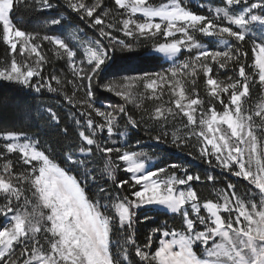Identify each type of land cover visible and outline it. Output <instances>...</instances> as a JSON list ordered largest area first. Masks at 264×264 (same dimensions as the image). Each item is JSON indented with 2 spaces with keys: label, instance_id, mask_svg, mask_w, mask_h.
I'll use <instances>...</instances> for the list:
<instances>
[{
  "label": "snow or ice",
  "instance_id": "6c2138e0",
  "mask_svg": "<svg viewBox=\"0 0 264 264\" xmlns=\"http://www.w3.org/2000/svg\"><path fill=\"white\" fill-rule=\"evenodd\" d=\"M20 7L48 15L28 31L13 18ZM0 42L10 57L0 81L62 95L79 113L68 114L70 129L49 106L17 109L21 124L45 121L46 140L0 126V264H264V0H114L111 9L103 0H0ZM141 48L168 66L116 67ZM53 57L72 71L71 95L45 75ZM104 92L125 103L105 105ZM165 94L167 106L157 103ZM140 131L207 169L153 165L154 153L129 136ZM142 209L175 226L153 222L139 243L138 226L151 219Z\"/></svg>",
  "mask_w": 264,
  "mask_h": 264
},
{
  "label": "trees",
  "instance_id": "16d2710c",
  "mask_svg": "<svg viewBox=\"0 0 264 264\" xmlns=\"http://www.w3.org/2000/svg\"><path fill=\"white\" fill-rule=\"evenodd\" d=\"M163 0H153L152 3L159 4L162 3ZM104 4H107L109 8L111 9L112 5H114V2L112 0H103ZM196 11L201 12L202 14H208L204 9H194ZM54 14V13H53ZM48 15L47 13H35L32 12L30 9H25L23 7H20L17 12L13 14V18L17 21H19L20 27H27L28 31H32L33 28H39V22L42 21L44 16ZM65 19H67L66 14ZM75 15V14H73ZM80 27L84 28V30L87 32L88 37L91 38V29L88 28L86 24L83 22L77 21ZM45 54L51 56V52L48 51V49H45ZM9 53L7 50V47L0 42V61L9 59ZM137 62L141 64L144 68H148L151 70H156L160 66H163L162 60L155 58L152 56L147 49L141 48L137 55ZM248 63H251V52H249V59ZM48 73H55L58 75L61 79L64 78L63 73H66L67 66L64 64L63 61L55 60L53 57L52 63L45 65ZM229 75H233L231 71H229ZM221 78L224 77L221 75ZM197 82H200L203 84V76L198 79ZM53 86L55 85V81H52ZM68 85L64 84V91H66L69 95L72 94V91L68 89ZM200 95V94H199ZM202 97H205L203 95ZM260 98V89L257 85L255 88L252 89V103H256ZM44 106H49L53 110L57 111V113L61 116V119L63 122L67 123L69 125V128H73L72 122L70 120H67L68 114L71 112H76L77 116L79 113L77 112V109L72 108L70 105L67 104L66 101H64L63 96L56 97L55 94L47 93L46 91L43 92V95L36 94L34 92H29L27 89H24L18 85L10 84L8 82L0 81V126H7L11 130L15 131H26L29 132V134L36 133L39 131V134L41 136L42 140L48 139V135L46 134L48 132V125L45 123L43 119L39 121V129H37V124L35 121H24L22 124L18 122L17 116H16V110L17 109H37L39 108L41 111H43ZM140 116H137L136 118L139 119ZM129 136L135 140L136 138H140L141 144L146 141H151L150 137L148 135H145L144 131H140L136 133L135 136H132V133H129ZM75 139V134L70 133L69 139L64 142L65 147H67L72 140ZM193 155H198L196 149H191ZM174 151H164L163 159L161 160V167L167 166L168 164L178 162V164L183 165L185 168L189 169L191 172H200L203 173L205 169H207V165L200 162L199 159H193L192 156H189L187 154V151L181 152L177 151L176 155H174ZM13 158L16 157L17 154H11ZM3 161L0 160V165H2ZM19 166H17L18 168ZM27 167V166H24ZM17 168H14L13 170H17ZM120 175L123 177L125 174L120 173ZM235 180L236 178H232ZM242 185H246V182H241ZM223 186V185H220ZM241 191L244 190L243 187L240 189ZM198 194L203 197H208L210 195V189L207 188H199ZM143 212L141 211V214ZM152 214V217L154 218V221L152 222H144L138 226V242L143 243L145 234L148 232L149 227L153 225V222L156 223H163L165 219H168L170 226H175L173 221L171 220L170 216L166 217L163 212L155 211ZM2 220V218H0ZM178 223V222H177Z\"/></svg>",
  "mask_w": 264,
  "mask_h": 264
},
{
  "label": "rangeland",
  "instance_id": "374dc122",
  "mask_svg": "<svg viewBox=\"0 0 264 264\" xmlns=\"http://www.w3.org/2000/svg\"><path fill=\"white\" fill-rule=\"evenodd\" d=\"M112 1L114 2V0H112ZM152 1L153 0H149L150 3H152ZM166 2H168V0H163L162 1V3H166ZM196 2L198 3L199 0H196ZM211 2L215 5V4L218 3V0H211ZM250 2H252V0H250ZM107 19L108 20H111L112 17H108ZM116 19L118 20L119 17H116ZM91 34H92V30H91ZM118 35H122V34H119L118 33ZM125 39H127V38H125ZM205 39L207 40L209 38H205ZM137 55H138V53L133 58H131V59L118 60L116 67H118V68H120V69H122V70H124V71H126V72H128L130 74H138V73H141V72H159V71H162V69L164 67H167L168 66L167 62L163 59V57H161L163 66H160L156 70H151V69H148V68H144L143 66H141V64H139L137 62ZM63 74H65V75H63L64 78L62 79V81L64 82V84L68 85V87H69L68 89L69 90L73 91L72 84L67 83L68 80L75 79L73 77V75H72L71 69L69 67H67L66 73H63ZM186 87H191V85L188 84V85H186ZM196 87H197V91L199 92V94H200L201 97L203 95H205V92H204V84H201L200 82H197V86ZM157 90L159 91V86H158V89ZM78 95L82 97L83 96V91H80L78 93ZM101 99L103 100V102H104L105 105H113V106H116V105H122V104L125 103L124 100L121 99L120 97H117L114 94L107 93V92H104L103 93ZM137 102H139V101H137ZM258 102H259V100L256 101V103H258ZM157 103H165V106H167V103H168V95L165 94V96L162 97V100L159 101V102H157ZM256 103H254V105ZM144 104L147 105V106H149V107H151L152 104H153V101L145 100L144 101ZM172 106L174 107V105H172ZM127 107L129 108L131 114H133L135 117L140 116L141 113L134 107V105L132 103H129L127 105ZM181 116H182V114H181ZM180 119H181V117H177V123L180 122ZM141 147H143L146 151H150V152L154 153V159L151 161V163L153 165H156V166H160L161 165V160L163 159L162 157L164 155V151H174L175 152L174 155H176V152L179 151V150L173 148L170 145H165V144H159V145H157V144H154V142L152 140L151 141H146V142L142 143L141 144ZM174 163H177L178 164V162H174ZM141 211L143 212L141 214L142 217L145 214H147L149 217H151V219L148 220V222L154 221V218L152 217V214L151 213H153L155 211L163 212L162 210H155V209H142Z\"/></svg>",
  "mask_w": 264,
  "mask_h": 264
}]
</instances>
